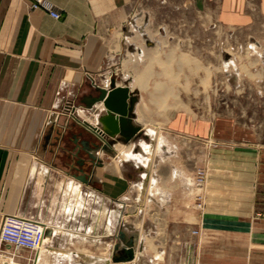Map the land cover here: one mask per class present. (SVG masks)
Listing matches in <instances>:
<instances>
[{"label": "crops", "instance_id": "1", "mask_svg": "<svg viewBox=\"0 0 264 264\" xmlns=\"http://www.w3.org/2000/svg\"><path fill=\"white\" fill-rule=\"evenodd\" d=\"M47 1L59 19L30 9L26 0H0V225L24 224L33 232L39 224L51 231L45 237L44 252L35 250L33 260L24 252L12 264H37L38 255L39 264H107L112 262L114 246H123L120 231L125 238H133L130 262L162 264L170 255L158 237L157 225L164 220L157 216L133 223L126 214L134 179L141 175L136 185L139 207L141 192L147 195L153 185L151 159L144 155L155 152L159 145L164 150L163 139L150 140L152 146L142 142L141 150H133V139L143 128L132 112L131 124L138 132L126 143H115L112 154L98 153L101 165L91 168L86 164L87 183L76 179L72 168L79 157L85 158L83 153L78 158L71 156L76 143L95 141L82 122L85 119L96 125L95 117L103 111L99 102L93 105L92 114L87 113L88 101L97 94L95 87H107V80L113 77L105 73L104 65L111 66L127 43L133 0ZM192 2L222 27L263 37L264 0ZM126 78L115 83L126 85L137 97L144 89L142 82ZM68 100L88 120L80 116L67 120L60 112ZM145 131L144 139L154 138L153 127L147 126ZM252 150L256 165L251 210L242 221L246 229L239 227L237 218L236 231L227 232V241L219 242V264H264V149L258 144ZM128 160L142 166L133 165L134 173L128 172L122 166ZM161 187L155 182L151 192L164 194ZM146 203L147 196L142 205ZM81 243H91L92 248H81ZM233 255L235 263L228 262Z\"/></svg>", "mask_w": 264, "mask_h": 264}, {"label": "rangeland", "instance_id": "2", "mask_svg": "<svg viewBox=\"0 0 264 264\" xmlns=\"http://www.w3.org/2000/svg\"><path fill=\"white\" fill-rule=\"evenodd\" d=\"M131 5L127 43L103 70L113 74L115 82L125 75L128 82H142L133 112L143 130L135 135L132 149L163 139L164 150L159 145L144 156L151 159L153 185L158 182L165 193L151 192L152 185L136 206L137 176L127 221L157 216L164 220L157 225L158 237L170 255L162 264H219V242L236 231L237 218L243 228L246 211L251 210L256 165L252 148L261 144L264 149V33L260 37L222 27L192 0H133ZM66 103L83 117L72 101ZM147 126L155 129L154 138L144 139ZM133 165L142 166L134 160L122 166L132 173ZM8 226L26 230L24 224ZM45 249L42 245L37 251ZM24 252L33 260L36 251L0 242V263L12 264ZM230 259L235 263L234 255Z\"/></svg>", "mask_w": 264, "mask_h": 264}, {"label": "water", "instance_id": "3", "mask_svg": "<svg viewBox=\"0 0 264 264\" xmlns=\"http://www.w3.org/2000/svg\"><path fill=\"white\" fill-rule=\"evenodd\" d=\"M95 91L97 94L94 98L89 99L87 109L92 111L95 103L102 102L103 111L97 115L96 125L82 122L90 129L89 133L95 138V141L89 142L86 139L80 141L78 144L76 143L71 153V156L76 158L79 157V153L85 154V158L79 157L80 159L72 165V168L76 171L73 176L83 183H87L89 180L84 173V166L87 164L93 168L101 165V159L97 156L99 151L112 154L115 143H126L139 130L138 127L131 124L136 97L129 92L126 85H117L115 80L110 78L108 87L97 86ZM50 232V229L46 228L44 237L49 236ZM119 238L123 246L121 248H119V244L114 246L115 253L111 255V261H131L134 257L133 238H125L121 231L119 232Z\"/></svg>", "mask_w": 264, "mask_h": 264}, {"label": "built area", "instance_id": "4", "mask_svg": "<svg viewBox=\"0 0 264 264\" xmlns=\"http://www.w3.org/2000/svg\"><path fill=\"white\" fill-rule=\"evenodd\" d=\"M28 2V6L32 10H40L44 13H47L50 17L54 19H59L60 15L57 13L53 6L47 0H26ZM69 104L66 103L61 112L62 114L66 115L67 120L69 118L76 120L77 115L76 112L68 106ZM74 114L76 115L74 117ZM67 123V121H66ZM0 242L7 243L15 247L16 249H27L32 252L39 249L45 242L44 237V227L42 225L36 224L35 229L33 232H28L24 228L18 227H10L8 223L3 222L0 225ZM107 264H134L133 262L126 261V262H110ZM151 264H158V263H151ZM169 264V263H167Z\"/></svg>", "mask_w": 264, "mask_h": 264}, {"label": "bare ground", "instance_id": "5", "mask_svg": "<svg viewBox=\"0 0 264 264\" xmlns=\"http://www.w3.org/2000/svg\"><path fill=\"white\" fill-rule=\"evenodd\" d=\"M109 85V84H108ZM108 87V86H107ZM131 91V90H130ZM80 114L83 116V117H85V114H83V113H81L80 112ZM76 115L74 114V117H75ZM87 120H88V117L86 116L85 117ZM96 118V117H95ZM84 121H85V119H84ZM86 122V121H85ZM89 124V123H88ZM150 130H152V129H150ZM152 144H153V141H151V142H149V145L150 146H152ZM123 147H120V149H119V151H122L123 149H122ZM98 153H101L100 151L98 152Z\"/></svg>", "mask_w": 264, "mask_h": 264}]
</instances>
